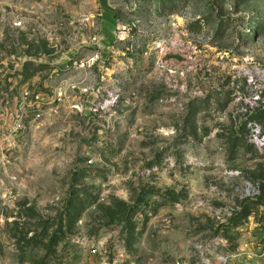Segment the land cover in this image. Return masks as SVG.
<instances>
[{
  "label": "rangeland",
  "instance_id": "obj_1",
  "mask_svg": "<svg viewBox=\"0 0 264 264\" xmlns=\"http://www.w3.org/2000/svg\"><path fill=\"white\" fill-rule=\"evenodd\" d=\"M226 257L264 264V0H0V264Z\"/></svg>",
  "mask_w": 264,
  "mask_h": 264
},
{
  "label": "built area",
  "instance_id": "obj_2",
  "mask_svg": "<svg viewBox=\"0 0 264 264\" xmlns=\"http://www.w3.org/2000/svg\"><path fill=\"white\" fill-rule=\"evenodd\" d=\"M24 95H25V97H28V96L30 95V93H29V92H25ZM39 98H40L39 95H36V96H35L36 101H38ZM58 100H59V99H58ZM230 259H231V257L220 258V259H219V263L227 264V262H228Z\"/></svg>",
  "mask_w": 264,
  "mask_h": 264
}]
</instances>
